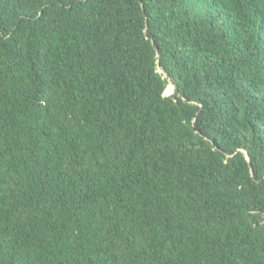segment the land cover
<instances>
[{
  "label": "trees",
  "instance_id": "16d2710c",
  "mask_svg": "<svg viewBox=\"0 0 264 264\" xmlns=\"http://www.w3.org/2000/svg\"><path fill=\"white\" fill-rule=\"evenodd\" d=\"M0 264H264V0H0Z\"/></svg>",
  "mask_w": 264,
  "mask_h": 264
},
{
  "label": "rangeland",
  "instance_id": "374dc122",
  "mask_svg": "<svg viewBox=\"0 0 264 264\" xmlns=\"http://www.w3.org/2000/svg\"><path fill=\"white\" fill-rule=\"evenodd\" d=\"M173 92H174V86L172 84H169V86H168V88H167V90L165 92V95L166 96L172 95Z\"/></svg>",
  "mask_w": 264,
  "mask_h": 264
},
{
  "label": "water",
  "instance_id": "95a60500",
  "mask_svg": "<svg viewBox=\"0 0 264 264\" xmlns=\"http://www.w3.org/2000/svg\"><path fill=\"white\" fill-rule=\"evenodd\" d=\"M159 72L163 73L165 77L169 80V82H171L170 78L168 77V74L165 72V70L161 66H159Z\"/></svg>",
  "mask_w": 264,
  "mask_h": 264
}]
</instances>
